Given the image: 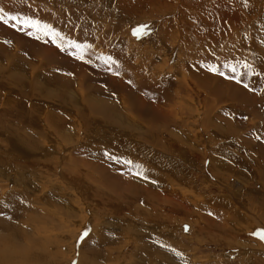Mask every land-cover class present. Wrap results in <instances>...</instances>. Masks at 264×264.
Masks as SVG:
<instances>
[{
    "label": "rangeland",
    "instance_id": "374dc122",
    "mask_svg": "<svg viewBox=\"0 0 264 264\" xmlns=\"http://www.w3.org/2000/svg\"><path fill=\"white\" fill-rule=\"evenodd\" d=\"M0 16V264H264V0Z\"/></svg>",
    "mask_w": 264,
    "mask_h": 264
},
{
    "label": "bare ground",
    "instance_id": "6f19581e",
    "mask_svg": "<svg viewBox=\"0 0 264 264\" xmlns=\"http://www.w3.org/2000/svg\"><path fill=\"white\" fill-rule=\"evenodd\" d=\"M240 2V1H239ZM216 4V3H215ZM240 4V3H239ZM217 5V4H216ZM162 9H163V7H162ZM247 49V48H246ZM241 74V73H240ZM243 74V73H242ZM244 77H246V76H244ZM249 78V77H248ZM263 80V79H262ZM180 85L179 86H181L182 84L181 83H179ZM178 86V87H179ZM240 89V88H239ZM254 91V90H253ZM254 93V92H253ZM262 94H264V93H262ZM261 98H262V96H260ZM264 97V96H263ZM195 98V97H194ZM197 98V97H196ZM257 97L255 96V95H253V97H252V100H254V99H256ZM245 100V99H244ZM246 100H248V98L246 99ZM197 101V100H196ZM199 101V100H198ZM202 105V104H201ZM206 107V106H205ZM204 107V108H205ZM201 111V110H200ZM204 111V110H203ZM152 138H153V136H152ZM142 139V138H141ZM190 141V140H189ZM26 142V141H25ZM30 145V144H29ZM184 148V147H183ZM188 151H189V149H188ZM187 151V152H188ZM190 156V155H189ZM211 163V162H210ZM75 165V164H74ZM211 165V164H210ZM71 169V168H70ZM259 169V168H258ZM260 170V169H259ZM263 170H264V168H263ZM260 171H262V170H260ZM259 171V172H260ZM263 173V172H262ZM261 174V173H260ZM225 176V175H224ZM260 179V178H259ZM258 180V179H257ZM261 180V179H260ZM257 182V181H256ZM260 182V181H259ZM120 183V182H119ZM260 184V183H259ZM131 187V186H130ZM260 187H262V186H260ZM173 189V188H172ZM261 190H263V189H261ZM170 191V190H169ZM173 191V190H172ZM176 191V190H175ZM174 191V192H175ZM180 192V191H179ZM261 193H263V192H261ZM238 196V195H237ZM174 197V196H173ZM171 198H167V201H169ZM239 199V198H238ZM175 204H176V207L178 208V209H181V208H184L185 206L183 205V204H177L176 202H174ZM233 203V202H232ZM229 204V205H233V204ZM243 203V202H242ZM241 203V204H242ZM239 202H237L235 205L237 206V208L239 209V208H243L242 207V205H241ZM264 205V204H263ZM172 207V206H171ZM169 208V207H168ZM237 208H235V207H233L232 206V208L231 209H233V210H235V211H238L237 210ZM246 208V207H245ZM249 208V207H248ZM241 210H244V209H241ZM246 211V210H245ZM192 212V211H191ZM251 213V212H250ZM176 214H178V213H176ZM238 214V213H237ZM242 214V213H241ZM248 217V216H247ZM246 219V218H245ZM253 219V218H252ZM247 220V219H246ZM246 222V221H245ZM250 222V221H249ZM248 222V223H249ZM254 224H256V223H254ZM263 225V224H262ZM182 226V225H181ZM261 226V225H260ZM29 242V241H28ZM22 249V248H21ZM19 251V250H18ZM16 252H17V249H16ZM21 255H19V257H20ZM19 259V258H18ZM20 261H23V257H21L20 259H19ZM39 261V260H38ZM2 262V261H1ZM3 262H5V261H3ZM2 262V263H3Z\"/></svg>",
    "mask_w": 264,
    "mask_h": 264
},
{
    "label": "snow or ice",
    "instance_id": "6c2138e0",
    "mask_svg": "<svg viewBox=\"0 0 264 264\" xmlns=\"http://www.w3.org/2000/svg\"><path fill=\"white\" fill-rule=\"evenodd\" d=\"M11 19H16L15 17H11ZM0 21H3L4 23H7V20L3 17V16H0ZM25 26L26 27H36L35 24H33L31 21H27L25 23ZM140 30L137 29V30H134V35L137 34V32H139ZM45 35H47V32H45ZM73 47H78L77 45H73ZM82 58V57H80ZM210 71H215V69H212L210 68L209 69ZM232 71H235V69H231ZM245 87H247V85H245ZM82 235H87V232L83 233ZM252 235H258L260 239L264 240V229H261V230H257L256 232L252 233Z\"/></svg>",
    "mask_w": 264,
    "mask_h": 264
}]
</instances>
